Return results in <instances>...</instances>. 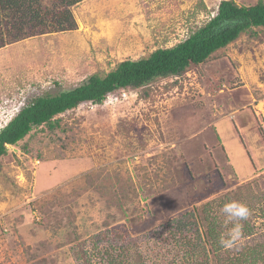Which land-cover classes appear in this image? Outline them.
<instances>
[{
  "label": "rangeland",
  "instance_id": "374dc122",
  "mask_svg": "<svg viewBox=\"0 0 264 264\" xmlns=\"http://www.w3.org/2000/svg\"><path fill=\"white\" fill-rule=\"evenodd\" d=\"M222 1L85 0L72 9L75 30L0 44V130L37 97L176 46ZM258 32L180 77L60 115L66 132L45 126L9 146L0 159V264H84L79 253L89 264H189L181 256L201 234L196 207L235 196L264 209ZM251 226L225 258L264 244V217Z\"/></svg>",
  "mask_w": 264,
  "mask_h": 264
},
{
  "label": "trees",
  "instance_id": "16d2710c",
  "mask_svg": "<svg viewBox=\"0 0 264 264\" xmlns=\"http://www.w3.org/2000/svg\"><path fill=\"white\" fill-rule=\"evenodd\" d=\"M83 1L0 0V44L7 46L37 35L75 30L77 24L72 9ZM263 29L264 0L251 6H240L234 0H224L215 16L192 30L176 46L157 49L139 60L122 61L110 72L98 71L73 89L30 101L0 130V159L8 154L9 146L18 145L36 129L46 126L50 131L59 129L66 132L61 127L60 115L87 103L102 105L113 93L145 89L159 80L180 77L193 67L207 63L215 53L228 48L243 36L260 38L258 30ZM22 148L30 157L42 159L39 150L35 152L34 148L30 149L25 144ZM233 197L235 199L232 200L240 202L239 197ZM256 199L260 201V198ZM228 201L231 200L216 204L214 200L202 208H195L194 217L201 234L195 241L190 239L184 243L185 256H181V259L186 263L264 264V244L247 249L234 258L224 257L223 251L226 249L219 245V236L226 231L221 208ZM247 206L251 216L242 221L243 234L251 236L255 230L251 221L264 217V209L256 210L257 204L254 202ZM78 256L84 264H89L83 253Z\"/></svg>",
  "mask_w": 264,
  "mask_h": 264
},
{
  "label": "clouds",
  "instance_id": "9594fccd",
  "mask_svg": "<svg viewBox=\"0 0 264 264\" xmlns=\"http://www.w3.org/2000/svg\"><path fill=\"white\" fill-rule=\"evenodd\" d=\"M221 212L225 217L223 225L226 231L220 234L219 245L224 249H232L241 241L244 227L242 221L249 219L251 211L246 204L232 200L223 204Z\"/></svg>",
  "mask_w": 264,
  "mask_h": 264
},
{
  "label": "built area",
  "instance_id": "2783aa9c",
  "mask_svg": "<svg viewBox=\"0 0 264 264\" xmlns=\"http://www.w3.org/2000/svg\"><path fill=\"white\" fill-rule=\"evenodd\" d=\"M261 105H258V109H259V111H258V113H262V115H263V117H264V108H261L260 107Z\"/></svg>",
  "mask_w": 264,
  "mask_h": 264
}]
</instances>
